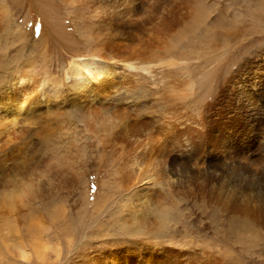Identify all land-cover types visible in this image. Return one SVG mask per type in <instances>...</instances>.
<instances>
[{
    "label": "rangeland",
    "instance_id": "obj_1",
    "mask_svg": "<svg viewBox=\"0 0 264 264\" xmlns=\"http://www.w3.org/2000/svg\"><path fill=\"white\" fill-rule=\"evenodd\" d=\"M142 40L162 43L161 58ZM85 61L114 71L118 91H78ZM263 78L264 0H0V94L13 81L37 97L0 137V264H264L263 221L199 194L264 199L202 146L228 87L261 90ZM155 193L176 206L164 220Z\"/></svg>",
    "mask_w": 264,
    "mask_h": 264
},
{
    "label": "bare ground",
    "instance_id": "obj_2",
    "mask_svg": "<svg viewBox=\"0 0 264 264\" xmlns=\"http://www.w3.org/2000/svg\"><path fill=\"white\" fill-rule=\"evenodd\" d=\"M148 40L146 41L142 40L144 41L142 43H146V46L142 45V47L141 46L139 47H141L143 51L144 49L146 50L144 51V53L147 52L146 53L147 56L146 55L145 56L150 60L160 59L161 55L164 54L165 46L160 42L152 43L151 42L152 40L151 41ZM141 53L142 50L140 53L133 52V54H136V56L143 55ZM82 65L86 69V71H88L89 81L88 83L76 82L75 86L77 87L78 91L89 89L90 92L96 96L107 94L111 89H115L118 91V86H116L114 83V81L117 79L114 71L108 70V73H106V71L104 70L106 74H103L101 76L100 74L104 73L103 68L102 69L99 68L100 70L94 73L89 70L90 65L88 64V62L86 63L85 61V64ZM131 66L128 63L125 68L128 69ZM259 85L262 86L261 90H256V91H253L248 88L247 90L241 89V91H238L237 87L235 86L234 88H231V86L228 87L229 92L227 93V97L229 98L230 102L229 100L227 101L229 102L230 108H228L226 112L218 113L217 118H215L214 121L211 120L212 122L209 124L210 129L206 134L207 137L204 138L202 142L203 147L210 148V150L208 149L209 151H207L208 156L214 155L216 157V159H213L215 160L214 165L219 170L228 174L231 177V179H233L234 181L235 180L243 181V183L246 186L253 189H264V143L262 142L263 145H260L261 147H258L259 151H261L262 153L259 154L257 159L255 158L256 160L254 159L255 161L252 160L251 162L249 161L252 155H248L247 162L246 160L243 161V159L244 157H247V153H248L244 151L245 148L250 143H252V141L255 140L257 137L259 138L264 137L262 136V133L264 132V118L262 116V114L264 115V82H260ZM7 88L8 90L6 91L4 90L5 92L0 94V137L5 135L7 136L9 133L12 134L13 132L11 131H15L18 126H21V124H23L21 114L25 110H29L30 106L37 102L36 101L37 97L33 98L34 88L32 89L33 91L31 90L30 87H23V88L20 87L17 89L13 86V81L9 82V87ZM222 90L224 91V88H222L221 91ZM243 95L246 97L250 95L253 96L254 98V100H252L251 102L249 101V103H247V106L249 107L247 110L244 104L242 103L235 104V102L237 101L238 102L243 101ZM231 109L236 111L232 116L228 117L225 113L231 112ZM26 119H28V117ZM24 122L26 121L24 120ZM131 125H132L131 128L135 127L134 124ZM256 128H258L257 129L258 135L254 136L252 133L256 131ZM238 132L242 133L243 136L242 137L238 136ZM122 133L118 137L119 140H121V137H124L126 134V133L124 134ZM214 133H216V135H214ZM160 160L161 162H165L164 158H161ZM173 170L174 171H172V173L176 176V180H177L176 185L181 186L185 182V179L182 173L180 174L179 169L175 168ZM155 183H157V181ZM199 194L202 195L201 196L202 198L208 199L210 202L213 203L212 207L214 208V210L220 209L221 211H224L227 214L231 210L240 211V214L242 216L245 217L249 215L255 222L261 223L263 221L262 223H264V199L263 197L257 199L256 193L249 194L246 193L245 191L238 192L237 194L239 197V202L235 205L230 202L225 192L223 191L212 190V191H207V194H205V192L204 194L199 192ZM155 197L156 198L153 199L154 204L158 209L161 208L159 211V216L161 217V220H164L170 214H172L173 211H175L176 206L174 204H171L170 206L166 205L165 203L168 199L163 204H161L160 199H162L163 197L160 196V198H158V194L156 193H155ZM250 202H255V204L250 206L249 205Z\"/></svg>",
    "mask_w": 264,
    "mask_h": 264
},
{
    "label": "clouds",
    "instance_id": "obj_3",
    "mask_svg": "<svg viewBox=\"0 0 264 264\" xmlns=\"http://www.w3.org/2000/svg\"><path fill=\"white\" fill-rule=\"evenodd\" d=\"M31 178L22 179L18 182L17 189L12 196V200L17 203L24 202L29 194V183ZM43 264V262H41Z\"/></svg>",
    "mask_w": 264,
    "mask_h": 264
}]
</instances>
